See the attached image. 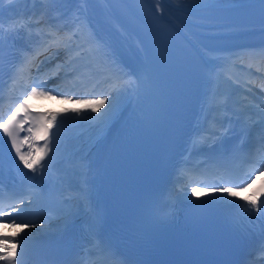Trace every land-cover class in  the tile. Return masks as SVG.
<instances>
[{"label":"bare ground","instance_id":"6f19581e","mask_svg":"<svg viewBox=\"0 0 264 264\" xmlns=\"http://www.w3.org/2000/svg\"><path fill=\"white\" fill-rule=\"evenodd\" d=\"M150 1L160 6L162 9L160 13L166 16L192 43L236 36L260 29L253 23L249 26L235 23L209 24L190 15L191 12L200 14L203 10L229 7L234 3L250 0ZM0 9H2L0 25L10 20L11 12L15 9V15L34 9L33 13L41 16L39 18L41 24H53L69 32L77 29L79 37L77 41L88 46L89 62L94 63L96 67L92 74L97 75L105 70L113 76L110 69L114 68L120 75L127 76L126 81L134 82V90L121 94L122 103L116 117L103 128H97L94 120L83 119V117L99 115V113H92L90 108L57 103L59 114L57 121H64L63 125L57 124V126L67 139V149L61 160L68 166V174L75 175L82 181L87 179L90 183L88 189L81 195L82 199L85 193L88 195L89 200L85 203L89 206L93 203L95 191L99 189L98 184L104 176L106 177L108 203L105 205V210L110 219L115 214L114 195L122 153L140 129L151 104V77L143 53L137 43L115 23L101 0H57L55 4H49L47 0H3ZM89 40L91 43L88 42ZM232 55L233 53L201 52L202 72L205 78L214 76L217 86L211 93L203 96L200 112L204 116L209 115L212 108L218 105L215 89L224 86L222 80L224 74L236 72ZM61 58L64 56H60ZM113 91L115 89H112ZM74 110H80L82 117H76ZM106 110L107 105L101 109V112ZM204 128L201 123L196 125L195 133L198 139L205 135ZM103 137L107 139L110 137L113 147L109 149L103 162L97 168H93L90 164L94 158H90L87 153L92 149L91 143ZM91 212L90 209L82 211L77 218L80 219ZM25 231V229L19 230L21 234H25Z\"/></svg>","mask_w":264,"mask_h":264},{"label":"snow or ice","instance_id":"6c2138e0","mask_svg":"<svg viewBox=\"0 0 264 264\" xmlns=\"http://www.w3.org/2000/svg\"><path fill=\"white\" fill-rule=\"evenodd\" d=\"M57 0H47L49 4H55ZM3 4V0H0V5ZM261 6H264V0H260L258 3ZM156 12H161L162 9L160 6H157L155 9ZM0 15H2V9H0ZM31 20V18H29ZM36 24H40V19H36ZM24 25L22 24L21 27ZM18 31V28L13 25L10 29V33H15ZM5 30L3 27H0V38L4 36ZM45 40L44 51L47 52L50 48H61L63 47L65 52L69 54V59L67 63L71 65L72 58L71 52L73 50V44L76 40L79 39L77 36V29H73L71 32L61 29H53L49 26V30L42 37ZM91 43V40L88 41ZM2 43V39H0ZM78 48H82L83 45H77ZM82 53H78L80 55ZM41 55L40 51H36L33 55H29L24 58V60L17 66L13 73L12 83L13 85L18 80H26L30 83L28 87L30 91H27L26 96L23 98V103L18 104L15 110L7 117L6 120H3L0 123V128L3 129L4 134L9 138L11 142V149L15 152L16 158L23 165V168L30 170L33 173L31 179L35 180L37 176L43 180L44 176L51 171L53 167V160L49 157V153L53 152V147L58 151L59 150V136H56V143L53 145L52 140L49 138V132L52 127L56 124L63 125L64 121H57L58 113H48L40 117V120L43 123H40L36 128L29 127L27 129L30 135L25 136L22 140L20 139V133L25 131L23 124L16 120L17 113L21 109H25L27 101L33 97H43L48 99H57L64 98L70 99V96H61L60 93L55 92V88H50L47 90L43 89V83L46 81H40L39 83L34 79L32 69L35 67V71L39 74V65L36 64L37 58ZM44 61H40V64H43ZM62 68V65H57L56 69L53 70V74L48 76V79H53ZM113 76L117 80L123 79L118 71L114 68H111ZM132 81H127L125 84L120 86L117 90L116 95H107L99 94V98L93 100H77L78 103H84L90 108L92 113H99V115L94 117H83V119L94 120L97 128H103L107 125L109 121L116 117L120 110V105L122 103L121 94L133 89ZM138 87V85H136ZM55 93V94H53ZM107 105V110L101 112V109H104ZM26 111V109H25ZM76 117H82V112L80 110H74ZM247 115V120L241 124V135L247 136L252 131V125L254 124L257 128L260 129L258 135L259 147L255 149L252 155V165L250 166L248 172L245 174L244 179L240 182H234L231 178L226 181V184L230 186H225L222 188H214L217 192L227 193L229 197L239 198V193L244 190L245 187H248L256 176L264 173V104L256 105V119L253 120L252 116L247 112L244 113ZM251 122V123H249ZM44 123L47 126H44ZM221 130L218 133H209L210 136L215 137L214 143H219L221 148H223V140L226 134H228L229 129L224 128L223 122H221ZM42 139L44 140L43 146H39L35 143V140ZM27 144L28 151H23L24 145ZM243 146V141H241V150ZM3 151L0 149V159H2ZM48 158L47 163L45 159ZM82 175H86L82 173ZM199 183V181H195ZM193 195L195 194L196 189H191ZM81 192L84 193V190L81 189ZM261 197H264V192L260 194H254L245 199L247 208H244V204H235L232 200H219V203L228 204L235 208H239L247 216H251V213L255 212L259 214L257 219L264 217V203L261 202ZM9 199H13L11 196ZM89 197L85 193L83 199L79 200L77 203L72 205V209L67 212L62 213V220L64 226L67 228L74 223L75 218L89 205L85 203L88 201ZM217 201H211L206 203H215ZM31 203V200L29 201ZM167 207V205H165ZM199 206V205H198ZM29 209L25 207V201L23 199H16L14 203L5 204L3 185L0 182V224H7L11 227H22L25 229V234L21 236L20 233H17V236H20V239H17V236H5L0 233V262L2 264H25L26 253L29 249L30 241L34 240L36 233L34 229L38 227L35 221L27 218V213ZM19 214V215H17ZM87 227L85 229V247L83 255H81L74 264H115L113 250L111 245L103 238L104 230V220L103 217L93 210L88 220L86 221ZM43 227V224L39 225ZM19 248V251L17 249ZM260 252L264 253V240L261 241ZM97 257L98 259H93ZM249 264H252L250 261Z\"/></svg>","mask_w":264,"mask_h":264}]
</instances>
